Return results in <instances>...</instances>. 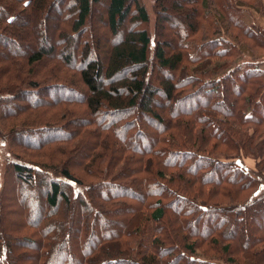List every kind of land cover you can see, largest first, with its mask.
I'll return each mask as SVG.
<instances>
[{
    "label": "trees",
    "instance_id": "1",
    "mask_svg": "<svg viewBox=\"0 0 264 264\" xmlns=\"http://www.w3.org/2000/svg\"><path fill=\"white\" fill-rule=\"evenodd\" d=\"M21 1L29 13L16 12V5L10 4L0 12L2 45L22 43L26 28L31 25L32 30L33 21L40 23V27L50 22L48 15L59 2H64V11L61 21L54 25L52 47L43 44L36 50L25 49L26 53L21 54L8 53L7 48L0 52L1 105L24 98L20 101L22 106L6 111L5 115L14 114L16 118L23 114L26 117L23 122L32 125L46 120L45 114H48L40 129L33 130L28 125L29 131L14 133L15 136L24 148L32 150L43 151L57 145L50 156L56 154L63 160L66 153L74 154L66 160V165H75L74 158L85 150L91 161L96 148H111L115 164L119 161L120 166L124 165L123 173L116 175L113 181L103 179L89 190L107 189L106 195L98 192L95 196L105 201L117 198L124 201L115 209L101 212L90 205L91 192L73 193L74 186H79L80 182L71 175L69 166L56 168L57 176L53 177L49 171L15 164L13 175L21 189L30 191L44 182L42 187L49 193L43 195L42 203L30 194L29 207H25L20 196L18 220L15 212L7 214L11 212L8 205L0 201V264H21L22 260L29 264H242L239 257L235 259L232 255L235 252L244 258L248 256L252 260L248 264H261L258 257L260 260L262 254L256 248L264 246V193L259 192L264 177L259 168L264 135L257 140L260 145L256 152L259 150L261 155L256 153L258 162L253 172L239 155L249 156L252 148L249 150L248 145L255 140L257 132L246 141L248 150H245L240 144L246 135L236 131L232 134L223 124L227 119L242 125L264 122V72L245 62L234 67L217 63L210 67V60L229 56L227 49L232 53L241 52L227 34L220 35L222 25L215 32L216 38L208 42L214 32L210 37L205 36L197 49L191 40L199 27L197 9L185 8L187 0L180 3L155 0L159 16L156 41L147 28V11L141 0ZM166 2H170L175 13L185 12L189 35L187 31L184 35L180 34L182 31L166 35V17L160 19L167 12L163 8ZM94 6L104 9L101 20L112 37L128 23L132 29L125 34L123 42L111 47L105 44L102 59L89 60L90 44L94 41L90 36ZM228 6L221 3V11L230 14ZM223 17L231 22L230 36L235 40L244 38L250 41L248 45L260 48L256 41L264 39L261 31L244 29L239 18ZM173 22L179 29L178 21ZM175 42L180 43L179 50ZM227 43L230 46L225 47ZM150 48H155L154 58L149 53ZM185 52H190V64L203 61L190 70L192 75H184L186 78L179 83L174 82ZM156 70L167 71L172 78L150 80ZM115 80L119 85L113 87ZM240 83H244L243 86ZM192 86L194 89H189ZM250 90L252 94L246 102L244 98L242 101L241 93L244 97ZM56 92H65L67 96H53ZM75 92L84 95L75 96ZM203 94L208 97L200 105L196 103V107L175 111L174 107L201 99ZM161 95L165 109L158 106L156 100ZM32 97L35 99H30ZM80 106L83 113L79 112ZM162 110H166L165 118ZM135 113L139 114L136 119L133 118ZM140 116L151 120L149 128L139 124ZM190 116L198 119L199 133H190L188 131L194 128L182 125L181 118ZM221 116L225 119L216 118ZM49 121L62 126H47ZM45 131L53 137L29 142L30 136L36 137ZM204 136L215 143L204 140ZM147 137L151 139L148 144ZM219 145L233 150L236 159L221 161L214 156ZM241 199L242 202L237 201ZM34 206L43 209L38 220H32ZM60 210H66L67 215L59 214ZM75 210L80 211L78 227L74 226L72 215H68ZM53 216L57 221L52 220ZM110 227H115L116 231L103 233ZM21 231L33 233L16 239ZM23 243L31 248L18 255L17 250L23 248ZM195 250H202L205 258L196 257Z\"/></svg>",
    "mask_w": 264,
    "mask_h": 264
},
{
    "label": "rangeland",
    "instance_id": "2",
    "mask_svg": "<svg viewBox=\"0 0 264 264\" xmlns=\"http://www.w3.org/2000/svg\"><path fill=\"white\" fill-rule=\"evenodd\" d=\"M177 1L180 3L182 0H177ZM187 1L189 3L185 5L186 6L185 8L189 7L192 9H197L196 17H197V22H198L199 27H198V32L193 35L194 38L191 39L193 44L196 43L195 46L197 49L201 46L202 38H204L205 36L210 37L212 35V33L214 32V35L210 37L208 42L210 40L216 38L215 32L217 33V30H219L221 28V25H222L223 30H222V28L220 29V31H219L220 35L225 36V34H227L229 40L231 42H233V44L237 43L239 45L240 50H241V52L234 51L232 53V51L230 49H227L229 56H226L225 58L210 60L209 61V63L211 64L210 67H213L214 64H216V63L218 65L219 64H228V65H231V67H234V66H237V64L245 62L247 64H252L253 66H256V70H258V71L262 70L264 72V39L262 41H256L257 43L260 44V48H257L253 44L248 45V44H250V41H248L244 38L235 40L234 37L230 36V34L228 33L229 25L231 22L229 23L228 21H225V18L223 17V16H225L227 18H229V17L239 18L240 21L244 23L243 24L244 29L251 30L253 28L255 30H258L257 32L261 31L264 34V0H187ZM22 2L23 1H21V0H0V9H1L0 12L2 13L4 7L6 5L10 4V5H16V8H15L16 12L25 11V12L29 13L28 9H27V11L24 9L25 5ZM141 2L143 3V5L147 11V16H148V27L147 28H148L150 34L152 35L153 39L156 41L155 35L157 34L156 32H158L157 25L159 23V16L156 15V11H155V4H154L155 0H141ZM213 3L217 7L214 6ZM221 3L229 4L228 7L231 9L230 14H226L223 11H221V9H220ZM63 4H64V2H59L58 4H56L54 6V8L50 11V14L48 15V16H50V22H46L45 25L42 24V27H40V25H41L40 23H36L33 21L32 30H30L31 25L26 28L27 31H26V34H25V37H24V40L22 43L17 42L15 45L5 46V45H2L0 42V52H5L3 50H6V48H7L8 53L11 52V53H20L21 54V53H26L25 49L36 50L37 47L41 48V46L43 44L46 47H52L54 44V36H53L54 31H55L54 25L57 23V21H61L60 18L62 17V13L64 11V5ZM160 5L163 6L162 3ZM163 8L167 12L164 15H162L160 17V19L163 20V17H166L165 25H164V27L166 29V35L171 34L170 32H172V31H175L177 33H179V31H182V33H180L181 35H184L183 32L187 31V35H189V29L185 26V22H186L185 17H184L185 12L175 13L171 9L170 2H166L164 4ZM12 10H14V9H12ZM103 11H104V9L101 8V6H99V7L94 6L92 9V25H91L90 36L93 37L94 41L92 44H90V47H91L90 52L91 53H90L89 60L102 59L104 54L106 53L105 52L106 51L105 44L108 45L109 47H111L114 43L123 42L124 38H125V34L128 31H130V29H132L131 23H128L124 26L123 30H120L116 36L112 37L109 33L108 27L105 24V22L102 23L103 17L101 15H102ZM40 16H42V15H40ZM131 16H133V12H132ZM28 18H31V17H28ZM101 18H102V20H101ZM174 19L176 21H178V23L180 24L179 29L177 28L178 27L177 25H175V26L172 25V23H174L173 21H175ZM98 20H100V21H98ZM65 22H66L65 20L62 21L63 24ZM1 23L2 22H0V28L3 26ZM175 28H177L178 30H175ZM90 36H88V37H90ZM82 38H83L82 36H81V38H79V40L81 42L83 41ZM227 45L230 46V43H227L225 45V47H227ZM179 46H180V43L175 42V47H178L176 50H179ZM172 49L173 48H171V50ZM149 53H151V57L154 58L155 48H150ZM190 56H191L190 52L188 54L186 52L184 53V59L185 60H183L182 63L180 64V66H179L180 71L177 72V75H176L175 79L173 80L174 82L177 81L179 83L180 82L179 80L186 78L185 76L192 75L190 73V70H192V68H196L197 66H199L201 64V62L203 61L202 60V61H199L197 63L190 64V61H191ZM53 64H56V63H53ZM154 65L157 66V62ZM150 74H151V71H150L149 75ZM224 75L226 76L228 74L225 73ZM151 76H152V74H151ZM151 76H150V80H154L156 78V79H158V81H161V80L166 81V79L172 78L171 73H168L167 71H159L158 72L157 70H156V73L154 71L152 79H151ZM193 76H195V74H193ZM243 84L244 83H240V86H243ZM112 85H113V87L118 86L119 82H117L115 80L114 83H112ZM191 88H193V86L189 87V89H191ZM178 90L179 89H177L176 91H178ZM188 90H186V92ZM252 92H253V90L245 92L247 95H244V97H243V92H242L241 93L242 101L244 98V100L246 102V99L249 98V95L252 94ZM74 94H75V96H78V95L83 96L84 95L83 92H75ZM175 94L178 96V93H175ZM234 95L236 96V92H234ZM53 96H56V97L63 96L64 97V96H67V94H65V92H61V93L56 92L53 94ZM1 97L2 96L0 95V100H1ZM207 97H208V95L203 94L200 96L201 99H196V101H193V102L188 103L186 105H178V106L174 107L175 111L179 112V111H182L183 109H190V108L196 107L197 106V105H195L196 103L198 105H200L204 101V99H206ZM178 98H179V96H178ZM18 99L19 100H16V102L12 101V102L6 103L3 106L0 103V201H3V205H8L11 212L7 213V214L11 215L12 213L15 212L17 220L19 219L20 214L17 210L20 209V205L18 202V200L20 201V196L23 199L22 203L25 205V207H29V205H31V203H32L31 198L33 196H35L37 198V200L42 203L43 202V195L45 193H49L48 190H46L42 187V185H44V182L40 185H37V187L31 188L30 191L28 189H26V190L21 189V186L18 184L15 176L13 175V169L12 168L14 167L15 164H22V165H25L26 167H33V169L35 168L36 170L49 171V173L53 177L57 176V173H54L56 168L60 169V167H62L63 165L69 166L71 175L74 176V178L78 182H80L79 186H74L75 187V192H73L74 194L76 192H78V193H80L79 195H81L82 193H85V192H91L90 195H88V200L90 201V205H92L96 209H99L101 212H103V210H105L107 208L115 209L117 206H120L121 204H123L124 200H122V198H117V199L105 201L104 199L102 200V198L100 196H95L96 194L98 195V192L102 195H106L108 192L107 189H102L101 191H99L98 188H95L91 191L89 190V189H92V187H90V186L97 185L99 183V181H101L103 179H106L108 181L109 180L113 181V179L116 175L123 173L122 171L125 169L124 165L120 166L118 160H117L118 163L115 164L114 161H116V158L114 156H112L111 148H109L108 150H104L101 147L96 148L95 149V151H96L95 157L92 158L91 161H90V159H88L87 153H85L87 150H85V152L82 153L80 156H77L76 158H74L75 165L74 164L73 165L72 164L71 165L65 164L66 160L68 158H70L71 156L73 157L74 154L66 153L64 160L62 159V157H59L56 154L54 156H50V154L52 152H55V150L57 149L56 148L57 145H52L51 148H48L47 150H43V151H41V149L32 150L29 148H24V145L22 144V142H19L20 139H17V137L15 136L14 133L29 131L31 129V127H28V125L32 126L33 130L40 129V126L43 124V122L47 121L48 114H45L46 120L35 122V124H32V125H31V122L27 123V124L23 122V119H26V117H24L23 114L19 115L16 118L13 117L14 114L9 115V116L5 115L6 111H14L16 109V106L19 107V106L23 105V103H21L20 101L24 98L21 97ZM30 99L34 100L35 98L32 97ZM156 100L158 101V106H161L163 109H165V106H164L165 102H164L163 95H161V98L156 99ZM83 110H84L83 107L80 106L79 112L83 113L84 112ZM160 112H161V115L165 118L166 117V110H162ZM138 115L139 114L135 113L133 118L136 119ZM216 118L225 119L223 116L216 117ZM181 119H183V124L182 123H180V124L194 128L188 132L193 133V134H195V132L199 133L201 127H200L199 121L196 118V116H190L189 118L184 117ZM191 119L194 121H192ZM172 120L174 122L176 119H172ZM138 121H139V124L142 125L144 128L145 127L149 128V123L151 121L150 119L143 120V117L140 116ZM256 122H258V121H256ZM60 125L62 126V124L59 122L49 121L47 126L56 127V126H60ZM223 125H224L225 129H227V131H230L232 134H234V132L236 131V132L244 133L246 135L245 136L246 139H245V137H243L240 145H242V147L245 150H248V147H249V150L251 148L252 149L248 152L249 156H244V153H241L242 155H239V156L242 158L243 164L247 168H249L250 170L255 172V167H256V164L258 162L256 160L258 158V155L256 153L259 151V150H257V152H256V149L260 145V141H257V140L261 135H264V122H261V124H249V123H247L245 125H242V124L237 123L236 121H232V120L227 119L226 124H223ZM42 128H44V127H42ZM94 129L95 128H93L92 131ZM86 130L87 129H85L81 132L80 140H81L82 136L84 135V133L86 132ZM256 132H257V135H256ZM44 133L45 134H42V133L36 134V137L30 136L29 142H31V141L32 142L44 141L48 138L53 137L52 134H49L46 131ZM253 133H255V135H256L255 140L252 142L251 145H248V147H247L246 141L248 139H250L249 137H251ZM12 135H14V137ZM104 137H105V135L102 134L101 139H103ZM207 137L204 136V140L209 141V143H215L210 138L206 139ZM147 138L148 139H146V144H148L149 140H151L149 137H147ZM91 142H92V140H91ZM261 146H262V144H261ZM81 147H82V145H81ZM218 147H220V148L216 149L213 153H214V156L219 158V160H221V161H233L236 159V156L233 154V150H231L229 148L222 147V145H219ZM79 150L81 152V149H79ZM46 155H49L50 157L45 158ZM83 155H84V157H83ZM130 157H131V155H130ZM261 161H262V165H260L259 168L264 173V150L262 153ZM127 169H129L128 166H127ZM262 180H263V183L259 189V192L264 193V177ZM70 189H71L70 192H72V188H70ZM206 191H210V189H207ZM136 193H140V192H135V194ZM30 194H32L31 198H30ZM67 194L70 195L69 192H67ZM137 195H139V194H137ZM71 201H74V200L71 198ZM237 201L242 202L243 199L237 200ZM126 202H130L131 204L134 203L133 201H126ZM225 204H227V201L225 202ZM61 205H63V204H61ZM42 210L43 209H41L40 206L39 207L34 206L33 211H32V220H38V218H40L42 213H43ZM65 211L66 210H62V212H61V210H60L59 214L62 213L63 215H67V212H65ZM79 212H80L79 210H75V212L73 214H72V211L68 214V215H70V217L72 215V217L75 219L74 226H76V227H78V224L80 223L79 222ZM62 214H61L62 219H64L65 222H68L67 218H65ZM52 220L57 221V217L53 216ZM119 225L120 224H118V226ZM113 230L116 231L115 227L114 228L110 227V228L106 229V231H103V233L104 232L105 233H111V231H113ZM32 233L33 232H31V231H24V232L21 231L18 234H16V236H17L16 239L21 238L23 236L31 235ZM35 245H32V248L35 247ZM21 246L23 248H24V246H26V248H24V249L22 248V249L17 250L18 255H21L25 252H28L29 249L31 248V247H29L28 244H25V243H23V245L21 244ZM256 250H259L260 253L262 254V257L260 258V260H259V257L257 256L258 262L261 264H264V255H263L264 254V246L258 245ZM203 253L204 252L202 250H195L194 255L196 257H199V258H205ZM232 255L234 256L235 259H237L239 257L240 258L239 261H241L242 264H248V262L252 261V260L248 259V256H246V258H244V256L242 254L240 255L238 252H235ZM70 257H72V254H70ZM214 259L217 260L216 257ZM24 261L22 260L19 263L29 264V261H26V260H24ZM61 263L62 262H58L57 264H61Z\"/></svg>",
    "mask_w": 264,
    "mask_h": 264
}]
</instances>
